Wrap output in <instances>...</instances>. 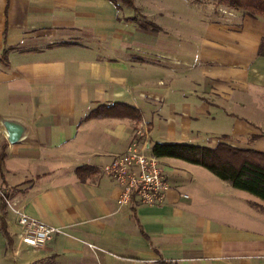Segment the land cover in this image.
<instances>
[{
	"label": "crops",
	"instance_id": "1",
	"mask_svg": "<svg viewBox=\"0 0 264 264\" xmlns=\"http://www.w3.org/2000/svg\"><path fill=\"white\" fill-rule=\"evenodd\" d=\"M184 1L133 0L134 12L109 0H0V191L61 231L41 250L23 246L5 205L0 264H264L260 199L162 158L164 203L118 207L99 171L140 124L88 118L102 105L138 110L150 147L207 138L264 153V18ZM81 166L96 172L81 181Z\"/></svg>",
	"mask_w": 264,
	"mask_h": 264
},
{
	"label": "trees",
	"instance_id": "2",
	"mask_svg": "<svg viewBox=\"0 0 264 264\" xmlns=\"http://www.w3.org/2000/svg\"><path fill=\"white\" fill-rule=\"evenodd\" d=\"M119 10L126 6L137 11L133 0H109ZM220 5L241 11L251 17L264 18V0H217ZM137 24L139 29L157 31L158 28L143 16H133L127 19ZM258 55H264V40L260 44ZM88 118H129L140 122L141 115L133 107L114 104L112 106H99L92 111ZM151 153L157 158H172L188 164L200 166L218 179L228 183L232 188L244 191L264 202V153L250 149H239L225 142H219L214 147L199 146L181 143H153ZM5 152H0V170ZM96 170L89 166L76 169V176L83 181L94 174ZM1 198V196H0ZM3 199L1 198V201ZM4 201V200H3ZM2 203V202H1ZM5 206V202L0 204ZM0 231L6 239L7 246L11 240L6 230V224L0 217Z\"/></svg>",
	"mask_w": 264,
	"mask_h": 264
},
{
	"label": "built area",
	"instance_id": "3",
	"mask_svg": "<svg viewBox=\"0 0 264 264\" xmlns=\"http://www.w3.org/2000/svg\"><path fill=\"white\" fill-rule=\"evenodd\" d=\"M227 17L233 16L228 10H221ZM144 137L140 141L133 140L126 150L113 156L106 165L100 167V173L110 179L119 190L116 198L118 207L124 206H160L171 190L170 180L160 159L151 153L147 141V132L138 133ZM5 205L15 215L19 242L33 250L43 249L54 236L61 233L60 229L41 220L27 215L17 208L16 202L9 201L6 192L0 191ZM187 199V195H183Z\"/></svg>",
	"mask_w": 264,
	"mask_h": 264
},
{
	"label": "rangeland",
	"instance_id": "4",
	"mask_svg": "<svg viewBox=\"0 0 264 264\" xmlns=\"http://www.w3.org/2000/svg\"><path fill=\"white\" fill-rule=\"evenodd\" d=\"M136 2H139L138 0H135ZM143 3V5H145V6H147V5H150L152 2H153V0H140V2L139 3ZM170 2L174 5V6H176V5H178L179 7H183V4H184V2H187V1H184V0H170ZM190 3V2H189ZM189 3H188V5H189ZM196 3H199V4H201V5H204V6H206L209 10H210V12L213 14V15H217V16H224V17H227L225 14H223L222 13V11L221 10H228V11H234L233 9H230V8H228V7H225V6H223V5H220L219 3H218V1L217 0H193V3L192 4H196ZM192 6V5H191ZM191 6L189 7V9L191 8ZM194 6V5H193ZM192 6V7H193ZM129 11V10H128ZM131 11V10H130ZM235 12V11H234ZM237 12H239V13H243V12H241V11H237ZM140 124H138V125H133L132 124V127H130V136H131V138H130V142H129V144L133 141V140H138V141H140L142 138H144V137H138V133L139 132H143L144 130H146V132H147V129H148V127H147V125H145L144 127H142V126H140V125H143L142 124V121L141 122H139ZM128 144V145H129ZM200 145L201 146H206V147H210L211 146V141H208L207 140V138H205V139H203V142H201L200 143ZM160 159V162L162 161L161 160V158H159ZM163 162V161H162ZM161 162V163H162ZM165 163H166V161H164ZM7 199L9 200V201H12L11 199H13V198H8L7 197ZM7 207V206H6ZM8 208V207H7Z\"/></svg>",
	"mask_w": 264,
	"mask_h": 264
},
{
	"label": "water",
	"instance_id": "5",
	"mask_svg": "<svg viewBox=\"0 0 264 264\" xmlns=\"http://www.w3.org/2000/svg\"><path fill=\"white\" fill-rule=\"evenodd\" d=\"M12 128H14V127H9L8 128V134H9V141L10 142H14L16 140V138H17V133L14 132L13 131L14 129H12Z\"/></svg>",
	"mask_w": 264,
	"mask_h": 264
}]
</instances>
